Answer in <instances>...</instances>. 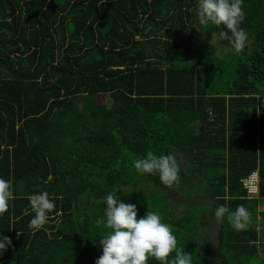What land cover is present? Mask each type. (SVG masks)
<instances>
[{"label":"trees","instance_id":"1","mask_svg":"<svg viewBox=\"0 0 264 264\" xmlns=\"http://www.w3.org/2000/svg\"><path fill=\"white\" fill-rule=\"evenodd\" d=\"M196 6L0 0V177L15 196L0 216L12 239L0 264H95L110 231L97 223L102 198L117 191L138 219L154 211L170 224L176 252L193 264H264L255 218L264 203V0H244L239 53L216 39L191 54L199 30L212 38L224 27L200 25ZM149 151L176 156L174 189L191 198L178 205L182 215L173 186L135 169ZM255 171L260 191L250 198L242 180ZM43 191L56 208L34 231L28 197ZM218 205H244L247 228L235 230L227 214L218 220ZM214 221L217 240L206 231Z\"/></svg>","mask_w":264,"mask_h":264},{"label":"clouds","instance_id":"2","mask_svg":"<svg viewBox=\"0 0 264 264\" xmlns=\"http://www.w3.org/2000/svg\"><path fill=\"white\" fill-rule=\"evenodd\" d=\"M243 3L244 0H197L196 6L200 25L224 26L218 33L211 32L212 41H229L237 53L248 43V34L240 27L246 17ZM134 167L140 174H158L161 183L167 186H173L179 180V164L176 156L171 153L156 155L149 151L145 158L134 161ZM252 175L256 180L254 193L245 186V180ZM250 176L242 180L243 185L249 196H258L259 173L255 171ZM117 193L110 192L102 198L104 217L97 220V223L104 224L110 231L99 242L102 255L96 259L95 264H148L151 258L159 261V264H193L192 254L176 252L177 240L170 224L163 222L162 217L154 211H148L138 219L137 206L122 202ZM14 198L12 182L0 177V216L7 212L9 202ZM56 199L55 196L50 197L47 191L29 195V205L34 213L29 228L38 231L48 223L49 214L56 208ZM226 214L235 230L247 228L250 213L244 205H239L234 212H230L225 205L216 207L215 216L218 220L223 221ZM11 245L12 239L0 233V252L4 253ZM174 252L175 257L169 260Z\"/></svg>","mask_w":264,"mask_h":264},{"label":"rangeland","instance_id":"3","mask_svg":"<svg viewBox=\"0 0 264 264\" xmlns=\"http://www.w3.org/2000/svg\"><path fill=\"white\" fill-rule=\"evenodd\" d=\"M198 36L201 39V43H197L196 45L193 46L191 54L195 55V53L199 52V51H203V47H206V45H210L211 43H213L212 38L208 37L204 31L199 30L198 31ZM212 41V42H211ZM219 51V49H218ZM99 99H101V101H103L104 104H106L107 106H111L112 105V99L107 95H101L99 97ZM181 156L184 155V153L180 154ZM183 159H181V162L184 163V161L186 160L185 155L182 156ZM199 187V185H197ZM173 186L172 189L170 190L172 194H174L177 198L174 199V205L177 206V210L175 212L176 215L179 214H183L185 213V211L183 210L184 208L182 206H178L181 202H188L191 200L190 197H185L182 196L181 192H177ZM199 189H197V192H195L196 194L199 193ZM260 191V190H259ZM252 197H257L256 196H252L250 195V198ZM199 203L203 204V205H207L209 208H211L214 205V200L209 199V198H205V199H201L198 198ZM259 202V205L255 211V218H256V225L260 234V247L262 249H264V214L261 212H264V203ZM182 212V213H181ZM253 217V216H251ZM217 222L214 221V223L212 225L209 226V229H207L206 231H211V236L214 240H217ZM262 244V245H261Z\"/></svg>","mask_w":264,"mask_h":264},{"label":"built area","instance_id":"4","mask_svg":"<svg viewBox=\"0 0 264 264\" xmlns=\"http://www.w3.org/2000/svg\"><path fill=\"white\" fill-rule=\"evenodd\" d=\"M255 176L252 175L248 179L245 180V186L249 189L251 193L256 192V186L254 185L255 183Z\"/></svg>","mask_w":264,"mask_h":264}]
</instances>
